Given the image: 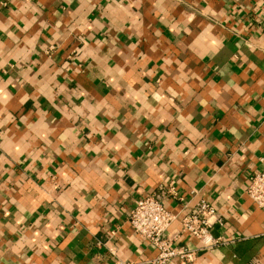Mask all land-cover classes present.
<instances>
[{"label": "clouds", "instance_id": "obj_1", "mask_svg": "<svg viewBox=\"0 0 264 264\" xmlns=\"http://www.w3.org/2000/svg\"><path fill=\"white\" fill-rule=\"evenodd\" d=\"M4 8L0 264H264V0Z\"/></svg>", "mask_w": 264, "mask_h": 264}, {"label": "crops", "instance_id": "obj_2", "mask_svg": "<svg viewBox=\"0 0 264 264\" xmlns=\"http://www.w3.org/2000/svg\"><path fill=\"white\" fill-rule=\"evenodd\" d=\"M10 7H11L12 11H15V10H16L15 5H10ZM0 11H2V14L5 15V16L10 15L8 8H4V9H2V10H0ZM252 23H255V20H253ZM21 26H23V25H21ZM225 27H227V25H225ZM164 31H165V35H168V34H169V33H168V29H165ZM235 39H236L235 37H232V41H233V42L235 41ZM226 43H228V41H226ZM232 51L235 52L236 49H235V48H232ZM61 54H62V53H61ZM250 59H252L253 61H256V57H255V56L250 57ZM205 62H207V61H205ZM160 63H163V61L161 60ZM257 63H258V66H259L260 70H261V71H264V62H258V61H257ZM148 66H149V68H151V67H153L154 65H153L152 63H150ZM247 69H248V65H247L246 63L243 65V67H239L236 63H232V65H231V70H232V72H234L238 77H240L242 81H248V82H251V78L254 77V76H256V72H255V71H251V70H249V71L246 72ZM163 75H164V73H163V71H161V72H160V76H163ZM212 75H213V71H212V69H208V70H207V76L205 77V79L211 77ZM219 82H220V77L217 76V77H216V83L219 84ZM13 91H15V90L13 89ZM40 103H41V104H46L47 101L44 100V99H41ZM253 104H255V101H253ZM32 105H33V101H32V100H29L28 103H27V105H26V107H27V108H31ZM256 107L258 108L259 106L256 105ZM224 116H225V110H224L223 108H221V109H219V110L216 112L214 118H215V120H216L217 122H219V121H222V120L224 119ZM57 117H59V113H57ZM150 127H151V126H150ZM221 127H222V126H221ZM221 127H217L215 124H209V128H210V129H213V130L211 131V136H212V138L215 139L216 141H223V140H225V139H227V140H232L233 137L231 136V134L228 133L227 131H221ZM85 131H87V130H85ZM185 151H187V150H185ZM218 152H219V148H218V147H213V148L211 149V152H205V155L208 156L209 158H211V155H212V154H216V153H218ZM134 154L137 155V156L140 155L139 152L134 153ZM229 154H230V153H229ZM256 155H257V156H260V155H262V153L259 152V151H257V152H256ZM219 163H220V165H223L224 162H223V160H221V161H219ZM18 171H19V169H18ZM204 171L207 172V171H208V168H207V167H204ZM181 178H182V177H181ZM33 179H35V177H33ZM128 184H129V186H131V185L133 184V181H132L130 178L128 179ZM117 187H118V186H117ZM196 187H197V188H203V187H204V181L201 180V181L196 185ZM236 195L239 196L240 193L237 192ZM214 198H215V197H214ZM136 199L139 200L140 197L137 196ZM189 199H190V197H189ZM241 203H243V201H241ZM178 204H179V201H177L175 204H173V207H177ZM132 207L134 208L135 205H132ZM40 211L43 212L44 209L41 208ZM89 211H91V210L89 209ZM9 212H10V213H13V214H14L15 212H17V208H16V206H15V205L10 206V208H9ZM36 218H37V217H33V221H30V222H34V220H35ZM122 219L125 220V221H127V220H128V217H127V216H124ZM0 222H2V223H7V222H8L7 219L5 218V215H4V212H3L2 209H0ZM117 225H121V219H115V220L112 221V225H111L112 231H116V230H117ZM123 228H124V226L121 225V234H122V235L124 234ZM219 232H220V225H217V226H216V232H214L213 234H214V235H219ZM82 235H83V234H82ZM98 238H99V239H102V240L105 239V237L103 236V234H100V236H99ZM61 243H64V241H61ZM179 245H185V243L182 242V243H180ZM74 246H75V242H72V241H69V242H68V247H74ZM80 246H81V248L84 247L83 244H81ZM132 251H133V252L136 251V247H135V245H132ZM238 251H241V252L243 253V248L238 249ZM96 252L104 253V252H107V249H106V248H95V247H94V248L92 249L91 253L89 254V257H88V258H90L91 255H94ZM28 255L31 256V255H32V252H29ZM199 255H200V256H203L204 253H203V252H200ZM45 259H47V257H45ZM78 259H79V260H85L86 257H85V255H84L83 253H81V254L78 256Z\"/></svg>", "mask_w": 264, "mask_h": 264}, {"label": "built area", "instance_id": "obj_3", "mask_svg": "<svg viewBox=\"0 0 264 264\" xmlns=\"http://www.w3.org/2000/svg\"><path fill=\"white\" fill-rule=\"evenodd\" d=\"M135 208V207H134ZM177 245H173V247H176ZM179 247L183 248L185 245H178Z\"/></svg>", "mask_w": 264, "mask_h": 264}]
</instances>
